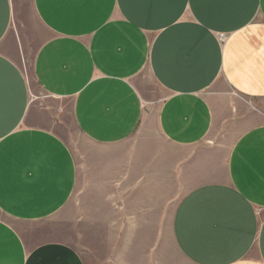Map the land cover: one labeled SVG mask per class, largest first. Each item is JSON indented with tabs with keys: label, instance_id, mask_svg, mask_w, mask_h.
I'll return each instance as SVG.
<instances>
[{
	"label": "crops",
	"instance_id": "crops-1",
	"mask_svg": "<svg viewBox=\"0 0 264 264\" xmlns=\"http://www.w3.org/2000/svg\"><path fill=\"white\" fill-rule=\"evenodd\" d=\"M30 2L0 0V264H85L62 213L108 184L184 190L160 264H264V0Z\"/></svg>",
	"mask_w": 264,
	"mask_h": 264
},
{
	"label": "rangeland",
	"instance_id": "rangeland-1",
	"mask_svg": "<svg viewBox=\"0 0 264 264\" xmlns=\"http://www.w3.org/2000/svg\"><path fill=\"white\" fill-rule=\"evenodd\" d=\"M20 4L25 16L35 23L30 0H20ZM59 132L71 145L82 167L87 152L102 150L83 139L70 119ZM152 133L158 140L157 131ZM141 135L137 133L130 139L132 145ZM236 136V128H229L220 142L228 148ZM155 143L156 147L165 145L160 141ZM167 148L176 151L173 147ZM110 185L107 188H79L62 213L73 220L69 240L85 264H160V261L179 260L172 224L184 190L174 186L165 190H115Z\"/></svg>",
	"mask_w": 264,
	"mask_h": 264
}]
</instances>
